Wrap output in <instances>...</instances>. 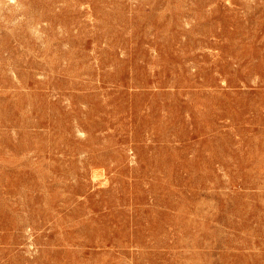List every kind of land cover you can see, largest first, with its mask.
<instances>
[{"label":"rangeland","instance_id":"obj_1","mask_svg":"<svg viewBox=\"0 0 264 264\" xmlns=\"http://www.w3.org/2000/svg\"><path fill=\"white\" fill-rule=\"evenodd\" d=\"M0 264H264V0H0Z\"/></svg>","mask_w":264,"mask_h":264}]
</instances>
